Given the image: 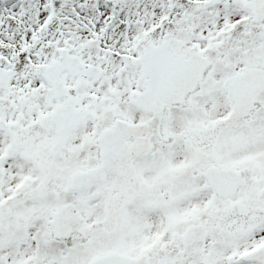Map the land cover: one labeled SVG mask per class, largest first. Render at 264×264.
I'll use <instances>...</instances> for the list:
<instances>
[{"label": "snow or ice", "instance_id": "snow-or-ice-1", "mask_svg": "<svg viewBox=\"0 0 264 264\" xmlns=\"http://www.w3.org/2000/svg\"><path fill=\"white\" fill-rule=\"evenodd\" d=\"M0 264H264V0H0Z\"/></svg>", "mask_w": 264, "mask_h": 264}]
</instances>
